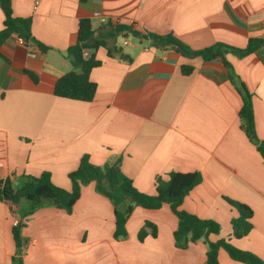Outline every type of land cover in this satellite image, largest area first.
Masks as SVG:
<instances>
[{"label": "crops", "instance_id": "0c3cea01", "mask_svg": "<svg viewBox=\"0 0 264 264\" xmlns=\"http://www.w3.org/2000/svg\"><path fill=\"white\" fill-rule=\"evenodd\" d=\"M14 15L32 17L33 35L48 49L28 53L17 35L0 47V179L16 184L23 175L51 173L55 184L72 188L69 172L84 154L98 165L121 156V169L142 192H156L157 176L199 171L202 181L181 208L221 224L211 240L228 239L264 259V157L241 128L242 97L231 81L235 73L252 95L257 134L264 139V46L244 57L227 54L206 61L177 49L159 48L150 38L118 47L117 24L141 32L173 33L193 49L222 41L245 47L264 39V0H12ZM98 12L100 15H96ZM101 16L108 19L103 22ZM91 20L100 45L91 53L101 60L91 70L97 83L91 101L57 96L54 87L72 68L67 49L78 38V22ZM5 15L0 6V30ZM129 33L128 35H130ZM96 39V38H95ZM124 56V57H122ZM183 65L193 66L189 74ZM37 74L38 80L25 71ZM253 209V228L235 237L231 220L237 209L227 200ZM30 203L12 211L0 199V264L17 251L12 227ZM150 221L143 240L139 231ZM112 202L82 188L73 210L45 203L26 218L24 264H205L204 240L176 245L178 216L169 203L136 206L126 228L114 236ZM219 264H247L219 250Z\"/></svg>", "mask_w": 264, "mask_h": 264}, {"label": "trees", "instance_id": "16d2710c", "mask_svg": "<svg viewBox=\"0 0 264 264\" xmlns=\"http://www.w3.org/2000/svg\"><path fill=\"white\" fill-rule=\"evenodd\" d=\"M0 6L5 15L4 27L0 30V47L12 35H17L26 44L35 45L42 51L48 49L43 42L33 35L32 17L14 15L12 0H0ZM114 28L124 36L131 33L136 37L143 36L150 38L153 44L159 48L169 45H179L188 50L190 55L201 56L206 61L219 57L225 66L231 70L233 66L227 59L228 53L244 57L264 46L263 38L251 37L245 47H236L218 41L200 49H193L173 33L141 32L135 28L120 24H117ZM77 32V41L67 49V55L70 58L72 68L59 77L55 84L54 92L57 96L61 97L91 101L96 94L97 83L91 79L90 73L94 67L101 64V60L97 59L94 53H91V49L104 45L108 47L109 54L111 55H113V50L120 49L115 45L110 47L106 41L97 38L91 20L87 17L79 19ZM91 37L96 38L95 44L89 45L82 42ZM85 50H88V54H85ZM182 70L183 73L189 74L192 72L193 66L183 65ZM25 71L33 80H38L36 73L29 69ZM231 81L239 91L243 101L239 111L241 128L257 145L259 152L264 157V139L258 136L256 129L252 100L253 93H251L245 82L235 73L231 75ZM121 160L122 158L119 156L103 165H98L90 160L88 154H84L77 168L69 172V178L72 182L71 189H66L55 184L49 171H44L38 176L23 175L19 184H16L10 177L0 179V199L8 204L12 211H15L16 205L22 199H26L30 203L28 209L21 214L18 222L12 227L17 251L12 256L11 262L7 264H24L26 239L23 236V228L29 215L45 203H51L71 212L81 196L83 186L93 181L96 184V190L109 198L114 206L116 217L114 236L117 239L128 236L126 223L136 206L158 208L164 203H169L172 210L178 216V226L174 231L178 247L186 248L191 242L202 239L208 245L205 264H219V250L221 248H224L235 260L247 264H264V259L259 255L250 250L235 246L228 239L211 240L210 235L212 233H219L221 230V224L218 221L200 217L181 208L185 197L202 181L201 172L172 171L169 173L168 179L157 176L155 181L156 192L150 194L140 191L134 185L133 180L122 171ZM227 200L238 211V215L231 220L232 234L235 237H243L253 228L252 217L254 211L246 203L229 198ZM148 227L151 228L153 235H156V225L150 221H146L139 231L140 240H143L147 235Z\"/></svg>", "mask_w": 264, "mask_h": 264}, {"label": "built area", "instance_id": "2783aa9c", "mask_svg": "<svg viewBox=\"0 0 264 264\" xmlns=\"http://www.w3.org/2000/svg\"><path fill=\"white\" fill-rule=\"evenodd\" d=\"M95 14H96V15H100V13H98V12H96ZM101 20H102L103 22H108V19H107L106 17H104V16H101ZM18 40H19V42H20L21 44H23V45H25V47H27L28 53H29L30 55H32V56H36V55L38 54V52H39V48H38L37 46H35V45H31V44H26V43L24 42V40H23L22 38H19V37H18ZM125 42H126V43H129L128 40H125ZM85 54H88V50H85ZM17 222H18V221H17Z\"/></svg>", "mask_w": 264, "mask_h": 264}, {"label": "rangeland", "instance_id": "374dc122", "mask_svg": "<svg viewBox=\"0 0 264 264\" xmlns=\"http://www.w3.org/2000/svg\"><path fill=\"white\" fill-rule=\"evenodd\" d=\"M125 40L131 41V42H137L138 38L132 34L127 36H120L117 38V45L118 47H122L125 51L129 49L130 45L129 43H126Z\"/></svg>", "mask_w": 264, "mask_h": 264}, {"label": "water", "instance_id": "95a60500", "mask_svg": "<svg viewBox=\"0 0 264 264\" xmlns=\"http://www.w3.org/2000/svg\"><path fill=\"white\" fill-rule=\"evenodd\" d=\"M82 42L87 43L89 45H93V44H95L96 39L94 37H91L89 39L83 40ZM165 49H168V50L169 49H177L186 55H190L188 50L184 49L183 47H181L179 45H169V46H166ZM122 57H124V56H122Z\"/></svg>", "mask_w": 264, "mask_h": 264}]
</instances>
